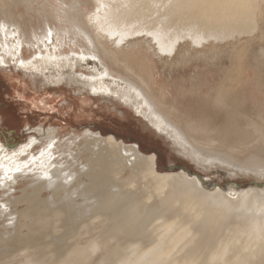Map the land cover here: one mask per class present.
I'll use <instances>...</instances> for the list:
<instances>
[{
	"label": "bare ground",
	"instance_id": "bare-ground-1",
	"mask_svg": "<svg viewBox=\"0 0 264 264\" xmlns=\"http://www.w3.org/2000/svg\"><path fill=\"white\" fill-rule=\"evenodd\" d=\"M35 1L0 0V67L113 99L201 172L255 181L158 171L155 154L91 129L0 134V264H264V44L249 55L239 37L264 0H58L52 21ZM144 54L169 76L182 62L212 77L172 97Z\"/></svg>",
	"mask_w": 264,
	"mask_h": 264
},
{
	"label": "rangeland",
	"instance_id": "rangeland-1",
	"mask_svg": "<svg viewBox=\"0 0 264 264\" xmlns=\"http://www.w3.org/2000/svg\"><path fill=\"white\" fill-rule=\"evenodd\" d=\"M57 1L36 0L34 6L40 8V10L43 7L45 20L52 21L49 14L58 6ZM256 5L258 4L256 3ZM262 7L263 3L259 1V8ZM255 8L257 7L255 6ZM257 12V15L250 21L249 26L245 28L244 33L239 35L241 42L247 46L249 55L254 50L257 54L263 53L260 46L264 44V11L261 10L260 13L257 10ZM28 15L36 21L33 12L28 13ZM35 26L37 27V25ZM233 37L237 38L238 35L234 34ZM233 37L227 39L229 42L227 40L222 41L221 45L224 46L227 43L231 45L234 42H230ZM161 58L154 54L152 57L144 54L141 60H150L152 65L155 66L154 70L156 71L153 74L157 87L165 86L172 97L177 93L176 86L183 85L187 87L189 85V82L186 81L187 78L196 76L199 80H203L205 77L208 79L212 77L211 72L203 68L196 70L192 66L183 71L182 62H178L174 66L175 69H179V72L174 71L169 76L160 70ZM249 58L246 59V62L251 64L254 60ZM183 61L186 62V59ZM221 61L225 63L230 61L225 52H220L219 62ZM247 71L252 77L257 75V72L252 68L248 67ZM26 76L12 66L0 67V134L6 143L14 142L17 145L25 143L29 134L34 133L37 127H43L44 129L48 127L57 128L62 136L91 129L101 132L102 135L112 134L117 139L135 144L145 154H155L157 164L161 167V170L158 171L175 166L173 170H182L192 176L201 177L209 187H215L217 184H225L226 182H228L227 184L234 183L236 186H244L255 181L252 180V176H243L242 174L231 176L233 178L231 179L230 176L223 173V171L220 172L219 169L217 171L216 168H208L201 172L202 169L195 163L175 151V147L169 139L160 133L154 132L151 128L149 129L144 118L113 99L103 100L98 97L91 99L84 94L76 93L71 87L64 84L57 87L55 85L50 88L44 87L41 81H34ZM84 98L86 101L82 102L81 100ZM82 107L86 108L83 112L84 115L78 118L76 113ZM225 175L227 176L225 177ZM260 183L264 185V181Z\"/></svg>",
	"mask_w": 264,
	"mask_h": 264
},
{
	"label": "snow or ice",
	"instance_id": "snow-or-ice-1",
	"mask_svg": "<svg viewBox=\"0 0 264 264\" xmlns=\"http://www.w3.org/2000/svg\"><path fill=\"white\" fill-rule=\"evenodd\" d=\"M50 35V34H49Z\"/></svg>",
	"mask_w": 264,
	"mask_h": 264
}]
</instances>
